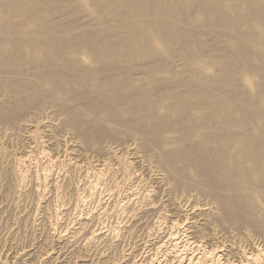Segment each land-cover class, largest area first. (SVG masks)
Returning a JSON list of instances; mask_svg holds the SVG:
<instances>
[{
  "label": "bare ground",
  "instance_id": "bare-ground-1",
  "mask_svg": "<svg viewBox=\"0 0 264 264\" xmlns=\"http://www.w3.org/2000/svg\"><path fill=\"white\" fill-rule=\"evenodd\" d=\"M81 161L127 235L167 226L131 264H264V0H0V170L41 216ZM86 226L48 232L69 255Z\"/></svg>",
  "mask_w": 264,
  "mask_h": 264
},
{
  "label": "rangeland",
  "instance_id": "rangeland-1",
  "mask_svg": "<svg viewBox=\"0 0 264 264\" xmlns=\"http://www.w3.org/2000/svg\"><path fill=\"white\" fill-rule=\"evenodd\" d=\"M81 163H82V165H81ZM81 163H80V167L82 169L75 170L77 173L75 171H72V173L65 172L64 173L66 175V177H65V175H61V173H59L58 171H55L56 173H54V176L48 181L49 185L47 186L46 193L41 198V204H43L45 206V207L43 206L45 211L46 210L48 211V212L43 211L41 216L44 218H41V216H38V214L36 213L37 212L36 209H32V211H31V208H33L32 206H34L33 201L36 200L35 195L32 196L33 193L30 194L32 196V198L29 195V193H30L29 191L27 192L28 195L27 194L25 195V198L24 197L21 198V196H19L17 193H15L17 191V189L19 190V188H20V191H22L21 189L25 190L24 185L29 184V182L33 186L32 173L30 171H27L26 172L27 176L25 174V176H26L25 181H27V183L24 181L25 183L23 185L19 184V186H18L16 184L13 185V183L8 180V177L7 178L5 177L6 175H4L5 173L3 172V170H0V174L4 173L3 175L1 174L2 178L0 175V186L2 185L1 186L2 190L0 188V196L1 195L3 196V197H0V260H3V262H5L6 264H74V263L75 264H82V259H87V258L90 259L95 255L94 259L96 258L97 260H100L99 257H103V258H105V260L108 259L107 260L108 262L103 260L104 263H103V261H98V262L96 261L95 263H97V264H101V263L102 264H115L116 261L119 262L121 260H122L121 262L124 263V261L127 262L132 257V259L128 263V264H131V262H134L135 259H136L135 261H138L141 258H142L141 260H143L144 257L147 258L149 255H151V253L154 252L153 243L155 244L156 241L160 240V239H158L159 237H163L162 239H164L165 241L167 240L168 234H167V226L166 225L161 226L160 227L161 229L155 228L153 230L154 231L153 233L157 234V236H154L155 234L150 235V236L145 235L146 229L148 230V225H145V228L138 226L137 227L138 229H137L135 227L133 232L134 233L137 232V234H138L137 236H136V234L135 235L133 234L132 236L129 234L127 235L126 234L127 233L126 228L124 227V223H123L124 220H122L120 218L122 221H119L120 219H118L119 214H120V217H122L121 215L124 214V212L126 211V204L127 203L124 204V202H126L127 199H125V198H111L108 195H106L107 193H105L104 189H102L103 187L101 188V186H99V188H98V186L93 184L95 182L93 181L92 175H89V173L91 174V172H88V174H85V173H87V171L85 169L86 167L84 165V164H86L85 161H81ZM82 166L85 168H83ZM0 168L2 169V167H0ZM66 168H67L66 171H69L68 167H66ZM81 172H82V174H81ZM57 173H59V175ZM75 173H76V175H75ZM26 178H28V179H26ZM54 178H55V182L57 181L56 183H58L59 186L61 187V188H59V190H57L58 192L56 191V183H54L52 181V179H54ZM31 181H32V183H31ZM6 182H8V184ZM51 182H52V184H51ZM53 183L55 184V186H53L54 185ZM69 184L73 185V186L68 187V186H70ZM20 185H22V186L20 187ZM65 185L67 187L66 189L64 187ZM94 185H95V187H94ZM4 186H6V187H4ZM11 186L14 188H12ZM16 186H18V187L16 188ZM76 186H78V187H76ZM87 186H89V188ZM68 188H70V189H68ZM72 190L74 192H72ZM13 191H14V193H13ZM1 192H3V193H1ZM75 192L76 193L78 192V194H76ZM68 193L70 195H68ZM73 193H75V194H73ZM80 194H82V195L80 196ZM86 194H88V195H86ZM26 196H28V197H26ZM75 197H81L83 201L82 200L78 201L79 199L75 198ZM23 199H24V201H23ZM49 199L52 201L50 202ZM101 201H103V202H101ZM54 202H55V204H54ZM13 204H15V205H13ZM56 204H58L59 206H62V207H59V209L57 210L58 205H56ZM123 204L125 205V207L123 206ZM7 206H9V207L7 208ZM114 206H115V209H114ZM118 207H119L120 211H122V212L119 211ZM73 208H75V209L73 210ZM53 209L55 211H53ZM113 209H114V211L115 210L116 211L114 212ZM91 210L94 212H92ZM123 210H124V212H123ZM34 215L36 217L38 216L37 217L38 220L37 219H36V221L33 220L35 217ZM20 216L22 217V219ZM32 216H33V218H32ZM82 223L87 224L88 226H86V228L89 231L91 230L92 232H95L97 238H99V236H100V239L98 240L99 242L97 241L95 244H92V245L87 244L85 249H83V250H81V249L77 250L76 249L75 251H72L71 253H69V255L63 254L62 250L60 251V248H59L60 246L57 243L56 238L53 235L49 234V232H48L49 227L48 226L50 224H53L54 227L59 228V231H61V229H62L61 232L63 234L66 232L65 235H67L68 233L70 234V231H71V230L68 231L67 229H72V228H74V226L76 227ZM47 224H49V225L47 226ZM112 229H117V231L120 229L118 231V234L121 233L120 234L121 236H119V239H118V241L120 240L119 244H118L119 246L117 245L118 248L117 249L115 248V251L110 250V248L108 249V241H109L108 237L110 238ZM135 229H137V230H135ZM88 230H87V232H89ZM157 230H158V232H157ZM138 231H140V232L138 233ZM165 231H166V233H165ZM100 232H101V234H100ZM8 233H10V234H8ZM142 235L148 236L147 241L145 240L147 237L142 236ZM139 236L140 237L142 236V238H140ZM132 237H133V239H132ZM135 238L137 240L139 239V241L141 239V243H138L139 241H137ZM105 240H106V242H105ZM142 240H144V241L142 242ZM49 241L50 242L52 241L51 242L52 244H50ZM131 241H133V242H131ZM84 242L86 243V241H84ZM106 243H107V245H106ZM136 243H137V245H136ZM145 243H146V245L144 246ZM57 244L59 247L57 246ZM54 245H56V247ZM150 245H152V246H150ZM140 246H141V248H140ZM151 247H152V249H151ZM29 248H30L31 252L32 253L34 252V253L31 255L30 258H25V256L22 255V252H24L25 250H28ZM51 249H52V252H49V251H51ZM54 249L55 250L57 249V250L55 251ZM32 250H34V251H32ZM109 250L111 251V253ZM149 250H151V251L153 250V251L151 253H149L150 252ZM53 251L59 252V254L61 253V255H60L61 258L59 261L52 260L51 257L48 256V253H54ZM112 251H113V253H112ZM147 251H149V252H147ZM46 252H47V254H46ZM124 252H127V253H124ZM134 252H135V254H134ZM128 253H130V255H131V256H129V260L126 259L129 255ZM132 253L134 255H132ZM147 253H148V255H147ZM112 254H114V255H112ZM108 255L111 257V259H110V257H108ZM106 257H107V259H106ZM133 257H135V259H133ZM33 260H35V261H33ZM141 260H139V261H141Z\"/></svg>",
  "mask_w": 264,
  "mask_h": 264
}]
</instances>
